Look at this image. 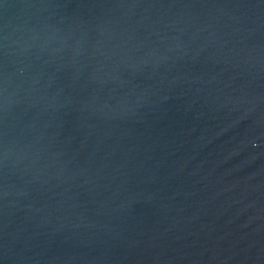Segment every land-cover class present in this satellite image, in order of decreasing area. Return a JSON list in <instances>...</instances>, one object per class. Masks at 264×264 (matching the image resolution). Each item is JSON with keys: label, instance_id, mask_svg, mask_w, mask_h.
<instances>
[{"label": "water", "instance_id": "water-1", "mask_svg": "<svg viewBox=\"0 0 264 264\" xmlns=\"http://www.w3.org/2000/svg\"><path fill=\"white\" fill-rule=\"evenodd\" d=\"M0 264H264V0H0Z\"/></svg>", "mask_w": 264, "mask_h": 264}]
</instances>
